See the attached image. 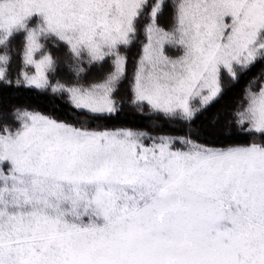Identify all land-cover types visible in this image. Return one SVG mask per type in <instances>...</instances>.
Segmentation results:
<instances>
[{
	"label": "snow or ice",
	"instance_id": "obj_1",
	"mask_svg": "<svg viewBox=\"0 0 264 264\" xmlns=\"http://www.w3.org/2000/svg\"><path fill=\"white\" fill-rule=\"evenodd\" d=\"M0 264H264V0H0Z\"/></svg>",
	"mask_w": 264,
	"mask_h": 264
},
{
	"label": "trees",
	"instance_id": "obj_2",
	"mask_svg": "<svg viewBox=\"0 0 264 264\" xmlns=\"http://www.w3.org/2000/svg\"><path fill=\"white\" fill-rule=\"evenodd\" d=\"M228 94H225V98L227 99ZM24 102L31 104L33 107H37V108H41L43 107V105L46 103L45 101L41 100L38 97H29V98H25ZM223 101H221L220 103H222ZM219 103L213 106V110L215 109V107H218ZM140 127H143V124L139 125Z\"/></svg>",
	"mask_w": 264,
	"mask_h": 264
},
{
	"label": "rangeland",
	"instance_id": "obj_3",
	"mask_svg": "<svg viewBox=\"0 0 264 264\" xmlns=\"http://www.w3.org/2000/svg\"><path fill=\"white\" fill-rule=\"evenodd\" d=\"M172 134H182L179 128H176L172 131Z\"/></svg>",
	"mask_w": 264,
	"mask_h": 264
}]
</instances>
